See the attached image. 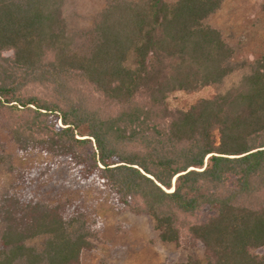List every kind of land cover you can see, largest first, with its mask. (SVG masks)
Returning <instances> with one entry per match:
<instances>
[{"label":"trees","instance_id":"obj_1","mask_svg":"<svg viewBox=\"0 0 264 264\" xmlns=\"http://www.w3.org/2000/svg\"><path fill=\"white\" fill-rule=\"evenodd\" d=\"M69 1L0 0V264H84L100 220L80 185L203 247L176 264H264V54L233 61L208 23L224 0H105L83 30Z\"/></svg>","mask_w":264,"mask_h":264},{"label":"rangeland","instance_id":"obj_2","mask_svg":"<svg viewBox=\"0 0 264 264\" xmlns=\"http://www.w3.org/2000/svg\"><path fill=\"white\" fill-rule=\"evenodd\" d=\"M104 1H69L65 10L69 27L78 30L87 28ZM208 23L218 28L234 49V62L244 59L250 61L264 54V0H224ZM233 80L234 78H227L219 85L205 86L193 92L174 91L168 96L167 105L170 109L184 110L198 99L208 98L223 91ZM0 140L8 143L7 134L2 126ZM7 150L13 151L12 146L8 145ZM66 172L65 169H61L58 172L59 177L67 178ZM9 181V169L2 164L0 192L6 189ZM70 192L95 209L100 220L95 248L83 254L84 264H176L184 261L189 255L200 258L203 254V247L199 243L189 242L185 237L177 245L161 243L148 215L133 213L126 206L116 202L105 188L96 185H80L77 188L71 186ZM209 213L204 207L197 214V219L202 221ZM41 243L42 238L30 242L37 248ZM254 253L264 255V249H256Z\"/></svg>","mask_w":264,"mask_h":264}]
</instances>
